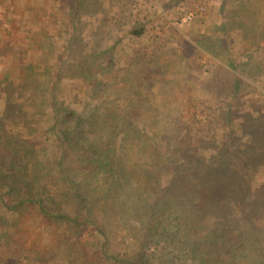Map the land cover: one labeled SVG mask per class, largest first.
<instances>
[{
	"label": "rangeland",
	"instance_id": "rangeland-1",
	"mask_svg": "<svg viewBox=\"0 0 264 264\" xmlns=\"http://www.w3.org/2000/svg\"><path fill=\"white\" fill-rule=\"evenodd\" d=\"M199 3L205 12L190 22L181 21L182 15ZM135 32L140 33L132 34ZM112 59L119 77L102 80L103 67L111 68L108 60ZM89 64L100 71L95 73L100 78L95 86L78 75L71 76ZM19 66L22 75L39 73L35 74L41 83L36 88L39 92L46 69L52 70V85L57 73L60 79L54 100L47 101L51 106L38 103L28 110V127H34L37 136L31 151L40 164L34 167V178L28 172L25 178L22 173L15 175L13 186L23 184L15 193L24 194L28 183L32 194L38 192L45 199V206L55 199L75 214L71 211L74 201L67 197V182L51 170L57 159L53 153L59 151L45 133L51 107L59 114L64 106L73 109L81 121L79 134L70 142L67 165L88 196L83 210H89L94 223L103 226L106 238L90 233L87 227L75 229L57 223L36 204L10 209V201L2 204L0 199V264H111L103 253L129 257L139 250L133 235L142 237L131 225L139 226L135 204L138 197L147 201V195L129 188L119 196L121 201L111 206V171L104 172L99 166L87 169L95 159L78 163V152L93 155L100 147L111 145L104 128L110 122L108 114L117 113L121 118L129 113L147 121L154 114L153 122L160 119L150 129L141 119L130 126L137 133L123 147L136 162L143 161L141 138L149 130L159 133V149L167 145L190 149L203 154L206 161L216 157L214 149L223 148L222 161L246 162L251 169L243 175L241 190L229 188L230 173L208 174L209 182L224 185L223 200L236 201L238 215H247V223L253 216L264 215V0H0V74ZM150 73L156 83L148 96L143 82L151 84ZM17 76L19 73L13 72L15 79ZM30 78L27 84L34 82ZM17 83L21 80H14ZM33 84L28 88H35ZM46 87L48 97L50 87ZM13 113L17 111L11 112L12 118ZM10 122L14 120L7 122V128L14 130ZM170 136H175L173 143ZM116 140L112 146L118 147ZM130 178L135 184L137 178L129 175L126 179ZM165 180L163 176L161 183ZM248 189L252 196H247ZM163 207L161 203L158 211ZM241 225L244 230L243 220ZM159 232L162 247L168 237L163 229ZM166 245L164 251L150 248L155 251L150 263L157 264L170 251L168 257L177 256L175 261L181 260V264H201L187 259L191 258L189 251L176 243Z\"/></svg>",
	"mask_w": 264,
	"mask_h": 264
},
{
	"label": "trees",
	"instance_id": "trees-1",
	"mask_svg": "<svg viewBox=\"0 0 264 264\" xmlns=\"http://www.w3.org/2000/svg\"><path fill=\"white\" fill-rule=\"evenodd\" d=\"M69 40L67 39L66 42L68 43ZM108 64L111 68L103 67L105 72L101 79L107 81L117 79L119 75L113 70V59L112 61L108 60ZM21 65L34 70V66L29 67L31 66L29 63L25 65L22 62ZM155 66L160 67V65ZM19 68L0 74V102L3 103V108L0 110V141L2 142L0 143V199L2 204L7 203V200L10 201L7 203L10 209L20 208L26 203L36 204L40 212L47 218L60 224L63 223L69 228L87 227L90 233L105 239L103 226L94 223L89 210L87 212L84 211L85 209L83 210L89 203L88 196L81 191L80 184L76 179L71 177L70 168L67 165L68 149L72 147L70 142L79 134L78 129L81 121L75 110L64 106L59 114L54 110V107H51L52 113L47 117L49 125L45 131L48 138L54 141L53 146L59 151L58 155L53 153V157L57 159L51 170H55L57 178L67 182L70 190L67 197L74 201L75 207H71V211L75 214L68 213L64 203L57 202L55 199H53L52 205L45 206V199L38 192L32 194L28 183L24 185V194L15 193L16 188L19 192L23 188V184L16 185L17 187L13 186L11 181H15V175L22 173L25 178L28 172L33 177L34 167L38 166V163L40 164V161H35L36 156L31 151L37 145V142L35 143L37 136H35L36 129L28 127L31 122V114L28 113V110L36 108L38 103L52 102L55 98L56 82L60 79L59 73H57L52 85V70L46 69L43 73L44 84L39 92L36 88L41 83L35 78V74L39 73L31 71L32 74L22 75V67L19 66ZM98 69L95 65L89 64L75 74L71 73V76L78 75L95 86L100 81ZM97 71L98 73L95 75ZM13 72L19 73L20 77L17 76L15 79ZM109 72L110 74L107 75ZM151 73L156 75L157 71ZM151 73L147 75L151 84L147 85L143 80V85L146 87L143 89L148 96H151L156 83L155 79H151L153 76ZM233 74L236 75L234 71ZM30 76L34 82L28 84L36 82V85L33 84L35 88H28L26 79ZM18 79L21 80V83L15 85L14 80ZM46 84H48V88L50 87V96L48 97L46 96L47 90H44L47 88ZM155 96L156 94H154ZM14 111L17 113H13L14 117L12 118L11 112ZM118 116L117 113L108 114L110 122L104 126L108 131V141H111V145L100 147V150L94 151L93 155H87L88 153H84V151L82 156L81 152H78V163L85 159H95L96 162H91L87 169L91 170L99 166V168H104V172L111 171V206H115L116 202L121 201L119 196L122 195V192H129V188L132 192L140 190L142 195H147V201L141 202V198H137L138 204H135L137 213L134 217L139 226L131 225L137 235L142 237L139 239L135 234L133 235L137 238L139 250L129 257V254L112 252L111 254L103 253V256L109 258L111 264H152L150 261L154 259L155 249L159 248L164 251L165 249L162 247L166 248V243H176L186 252L189 251L191 258L187 259L199 261L201 264H264V215L259 218L253 216V218H249L251 222L247 223L244 220L247 219V215H243L242 218L238 215L241 212L238 211L239 205L236 201L232 200L229 203V200H223L221 190L224 189V185L217 181L209 182L210 179H208V174L230 173L233 180L229 181V188L241 190L244 188L243 175L250 171L251 166L246 162L226 163L222 161L221 155L225 150L223 148L221 150L214 149L216 157H207L206 161L203 154H197L190 149L183 150L177 147H168V145L166 149H159V145L156 143L159 141V133L154 130L142 134L143 161L136 162L131 154L128 155L129 149L126 148V151L123 147V143L125 145L129 143L133 134L137 133L130 126L141 119L142 124L150 129V126L157 125L160 119L158 118L157 123L153 122L156 118L154 114L148 116V121L146 117L138 118L129 113L121 115V118ZM10 120H14V123H9L14 130L7 128V122ZM152 122L153 124H151ZM170 137L171 143H173L175 136ZM114 139H117L118 147L115 144L112 146ZM192 159L196 160L191 161ZM28 161H31L30 167ZM129 175H134L137 178L135 184H132L131 178L126 179ZM163 176L166 180L162 184ZM262 187L261 185L259 188ZM246 194L252 196L253 191L248 189ZM161 203L164 204V207L158 211ZM130 206H134V202ZM249 217L252 216L249 215ZM240 219L243 220L244 230L241 227ZM160 229H163L168 237V242L162 247H159L162 239ZM71 235L73 233H70ZM169 255H171L170 251L166 258H160L157 264H181V260L175 261L177 256L168 257Z\"/></svg>",
	"mask_w": 264,
	"mask_h": 264
},
{
	"label": "built area",
	"instance_id": "built-area-1",
	"mask_svg": "<svg viewBox=\"0 0 264 264\" xmlns=\"http://www.w3.org/2000/svg\"><path fill=\"white\" fill-rule=\"evenodd\" d=\"M205 10H206L205 6L201 3H199L195 6V8L186 11L182 15L181 21L190 22V21L194 20V18L197 17L198 15L203 14L205 12Z\"/></svg>",
	"mask_w": 264,
	"mask_h": 264
}]
</instances>
